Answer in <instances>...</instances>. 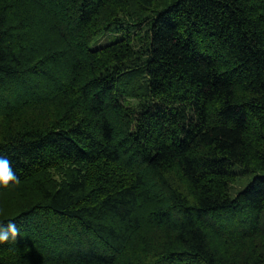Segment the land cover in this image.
I'll list each match as a JSON object with an SVG mask.
<instances>
[{
  "label": "trees",
  "instance_id": "16d2710c",
  "mask_svg": "<svg viewBox=\"0 0 264 264\" xmlns=\"http://www.w3.org/2000/svg\"><path fill=\"white\" fill-rule=\"evenodd\" d=\"M0 157V264H264V0H0Z\"/></svg>",
  "mask_w": 264,
  "mask_h": 264
},
{
  "label": "clouds",
  "instance_id": "9594fccd",
  "mask_svg": "<svg viewBox=\"0 0 264 264\" xmlns=\"http://www.w3.org/2000/svg\"><path fill=\"white\" fill-rule=\"evenodd\" d=\"M19 178L13 172L10 161L0 157V186L8 187L10 184H18ZM20 236V229L13 222L6 225L0 224V244H4L9 240L15 241Z\"/></svg>",
  "mask_w": 264,
  "mask_h": 264
},
{
  "label": "rangeland",
  "instance_id": "374dc122",
  "mask_svg": "<svg viewBox=\"0 0 264 264\" xmlns=\"http://www.w3.org/2000/svg\"><path fill=\"white\" fill-rule=\"evenodd\" d=\"M245 180L244 179H238V181L236 182L235 187L233 188L234 191L240 189L242 187V185L244 184ZM10 202L14 203L15 202V198L13 197V195H10ZM16 204V203H15Z\"/></svg>",
  "mask_w": 264,
  "mask_h": 264
}]
</instances>
